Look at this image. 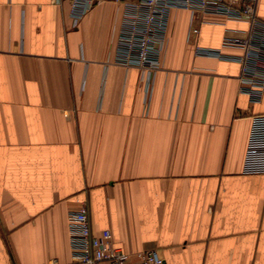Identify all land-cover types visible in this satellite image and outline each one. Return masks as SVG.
Segmentation results:
<instances>
[{
    "label": "crops",
    "instance_id": "1",
    "mask_svg": "<svg viewBox=\"0 0 264 264\" xmlns=\"http://www.w3.org/2000/svg\"><path fill=\"white\" fill-rule=\"evenodd\" d=\"M124 8L101 0L75 24L69 0H0V264H77L82 205L133 257L264 264V96L240 91L225 45L246 24L204 15L193 42L172 10L147 83L116 63Z\"/></svg>",
    "mask_w": 264,
    "mask_h": 264
},
{
    "label": "built area",
    "instance_id": "2",
    "mask_svg": "<svg viewBox=\"0 0 264 264\" xmlns=\"http://www.w3.org/2000/svg\"><path fill=\"white\" fill-rule=\"evenodd\" d=\"M60 2V0H57ZM75 24L101 0H69ZM125 12L116 42V63L126 68H138L151 83L160 69L172 10H187L191 14L189 39L195 42L204 15H219L230 21L246 24L226 36L225 45L237 47L241 54L240 91L253 101L264 96V20L258 14L259 0H118ZM196 44V43H195ZM196 53L221 56V51L202 49ZM70 245L77 264H167L155 250L137 252L133 257L113 243L110 230L96 235L92 231L88 207L82 205L68 216Z\"/></svg>",
    "mask_w": 264,
    "mask_h": 264
}]
</instances>
